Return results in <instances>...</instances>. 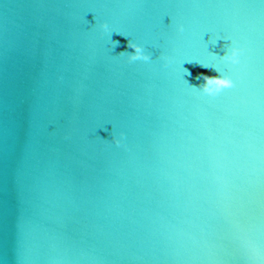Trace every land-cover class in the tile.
I'll use <instances>...</instances> for the list:
<instances>
[{
  "label": "water",
  "instance_id": "water-1",
  "mask_svg": "<svg viewBox=\"0 0 264 264\" xmlns=\"http://www.w3.org/2000/svg\"><path fill=\"white\" fill-rule=\"evenodd\" d=\"M0 264H264V0H0Z\"/></svg>",
  "mask_w": 264,
  "mask_h": 264
},
{
  "label": "clouds",
  "instance_id": "clouds-1",
  "mask_svg": "<svg viewBox=\"0 0 264 264\" xmlns=\"http://www.w3.org/2000/svg\"><path fill=\"white\" fill-rule=\"evenodd\" d=\"M95 18V17H94ZM98 27L103 32L109 35L111 38V33L113 32L110 29L109 23L107 20L101 19L98 21ZM176 29L179 32L184 31V25L182 23L176 24ZM120 35H125V33L118 32ZM217 39H222L228 41L227 44L223 46V51L219 54L210 52L209 54L220 61L226 62L229 65H235L239 62L241 54L243 52L242 46L234 39H228L226 37L211 36V43L215 44ZM114 43H118L115 41ZM126 48L131 49V51H121L117 55L120 56L125 62L131 63L135 61H144L148 62L152 59L151 52L146 50L145 46L134 39L126 40ZM161 57L165 64H167L171 57L161 53ZM200 67L213 68L216 71V75H208L206 73H200L198 79H200L199 85H189L190 88L199 89L202 93H205L209 96H214L223 89L231 88L234 86V81L232 77L227 72H221V70L216 66V64L201 63ZM107 139V138H105ZM110 140L113 144L122 145L124 143V133L120 131L117 133H110Z\"/></svg>",
  "mask_w": 264,
  "mask_h": 264
}]
</instances>
